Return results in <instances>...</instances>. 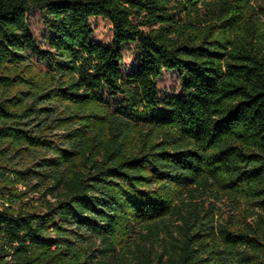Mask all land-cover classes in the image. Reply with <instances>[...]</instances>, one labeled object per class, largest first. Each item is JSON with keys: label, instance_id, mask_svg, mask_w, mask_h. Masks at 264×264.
Here are the masks:
<instances>
[{"label": "trees", "instance_id": "1", "mask_svg": "<svg viewBox=\"0 0 264 264\" xmlns=\"http://www.w3.org/2000/svg\"><path fill=\"white\" fill-rule=\"evenodd\" d=\"M262 19L254 0H0V264H264ZM163 71L181 95L159 100Z\"/></svg>", "mask_w": 264, "mask_h": 264}, {"label": "rangeland", "instance_id": "2", "mask_svg": "<svg viewBox=\"0 0 264 264\" xmlns=\"http://www.w3.org/2000/svg\"><path fill=\"white\" fill-rule=\"evenodd\" d=\"M254 5L256 8L258 7L264 8V0H254ZM28 22L32 34L36 37L37 41L41 43L42 37L46 34V32L40 23L39 15L37 13L31 14L28 18ZM90 23L93 29L92 40L99 44L109 46L112 42V30L110 23L102 18H91ZM261 29L264 30V19H262ZM122 54H123V60L121 66H122L123 74L126 75L133 71L136 62L135 44L123 45ZM157 86H158L159 100H163L170 96L181 95L179 79L177 74L174 72L163 71L162 75L157 81ZM106 97L111 103L116 100V98L109 97L108 95H106ZM112 110H114V108H112ZM133 144H134V139L132 140L131 145ZM17 189L19 191L24 190L21 185H18ZM3 192L4 190L0 186V202L3 200L2 199ZM28 196L29 198H33L28 201L33 205L36 202V198L33 197L32 195H28ZM231 205H232V201L231 199L228 198L220 202L217 201L214 202V206L217 208L216 211L218 210L221 211V214H223L224 218H229L228 214L232 213L233 214L232 216L234 217L236 222L238 224H241L246 219L244 206L242 205L238 210V212H232ZM246 220H247L246 222L250 221V219H246ZM155 264H160V263H155Z\"/></svg>", "mask_w": 264, "mask_h": 264}]
</instances>
